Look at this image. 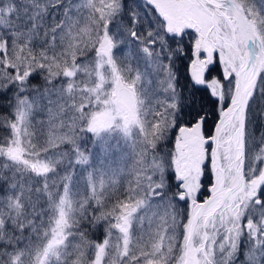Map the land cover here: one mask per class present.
Returning a JSON list of instances; mask_svg holds the SVG:
<instances>
[{
  "label": "snow or ice",
  "instance_id": "1",
  "mask_svg": "<svg viewBox=\"0 0 264 264\" xmlns=\"http://www.w3.org/2000/svg\"><path fill=\"white\" fill-rule=\"evenodd\" d=\"M0 264H264V0H0Z\"/></svg>",
  "mask_w": 264,
  "mask_h": 264
}]
</instances>
